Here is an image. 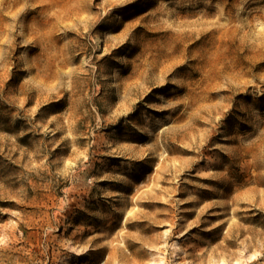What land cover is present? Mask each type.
I'll return each mask as SVG.
<instances>
[{
  "label": "rangeland",
  "instance_id": "1",
  "mask_svg": "<svg viewBox=\"0 0 264 264\" xmlns=\"http://www.w3.org/2000/svg\"><path fill=\"white\" fill-rule=\"evenodd\" d=\"M264 264V0H0V264Z\"/></svg>",
  "mask_w": 264,
  "mask_h": 264
},
{
  "label": "bare ground",
  "instance_id": "2",
  "mask_svg": "<svg viewBox=\"0 0 264 264\" xmlns=\"http://www.w3.org/2000/svg\"><path fill=\"white\" fill-rule=\"evenodd\" d=\"M162 263V260H158L156 264H161Z\"/></svg>",
  "mask_w": 264,
  "mask_h": 264
}]
</instances>
